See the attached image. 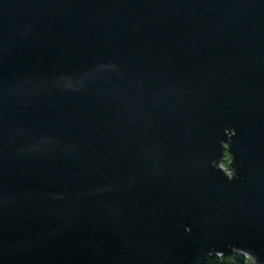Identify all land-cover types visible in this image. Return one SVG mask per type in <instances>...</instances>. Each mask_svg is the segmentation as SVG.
<instances>
[{"label": "water", "instance_id": "1", "mask_svg": "<svg viewBox=\"0 0 264 264\" xmlns=\"http://www.w3.org/2000/svg\"><path fill=\"white\" fill-rule=\"evenodd\" d=\"M231 254L264 264V0H0V264Z\"/></svg>", "mask_w": 264, "mask_h": 264}, {"label": "trees", "instance_id": "2", "mask_svg": "<svg viewBox=\"0 0 264 264\" xmlns=\"http://www.w3.org/2000/svg\"><path fill=\"white\" fill-rule=\"evenodd\" d=\"M204 264H249L248 259L241 256H235L233 254L224 256V257H217L213 256L208 258Z\"/></svg>", "mask_w": 264, "mask_h": 264}, {"label": "flooded vegetation", "instance_id": "3", "mask_svg": "<svg viewBox=\"0 0 264 264\" xmlns=\"http://www.w3.org/2000/svg\"><path fill=\"white\" fill-rule=\"evenodd\" d=\"M225 155H227V154H225Z\"/></svg>", "mask_w": 264, "mask_h": 264}]
</instances>
